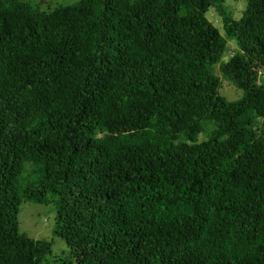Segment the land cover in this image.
<instances>
[{
	"label": "trees",
	"instance_id": "16d2710c",
	"mask_svg": "<svg viewBox=\"0 0 264 264\" xmlns=\"http://www.w3.org/2000/svg\"><path fill=\"white\" fill-rule=\"evenodd\" d=\"M262 71L264 0H0V264H264Z\"/></svg>",
	"mask_w": 264,
	"mask_h": 264
},
{
	"label": "rangeland",
	"instance_id": "374dc122",
	"mask_svg": "<svg viewBox=\"0 0 264 264\" xmlns=\"http://www.w3.org/2000/svg\"><path fill=\"white\" fill-rule=\"evenodd\" d=\"M34 4L40 6L42 10L52 9L59 4H73L78 0H31ZM226 5L230 6L236 17L242 15V11L246 7V0H226ZM211 17V15H210ZM217 20V18H215ZM219 24V23H217ZM229 43L235 47L237 43L235 40H230ZM264 74V71H262ZM259 83V82H258ZM222 94L227 96L230 100L237 99L241 96L242 90L223 80ZM56 207L54 203H38L27 201L22 204L19 221L20 230L26 232L34 238H47L52 241V255H62L68 250L66 241L61 236L54 234V227L56 223ZM48 255L50 262L53 256ZM52 264V263H50Z\"/></svg>",
	"mask_w": 264,
	"mask_h": 264
}]
</instances>
